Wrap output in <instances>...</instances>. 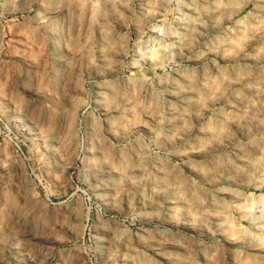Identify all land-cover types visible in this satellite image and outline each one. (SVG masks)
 Listing matches in <instances>:
<instances>
[{
    "label": "rangeland",
    "instance_id": "1",
    "mask_svg": "<svg viewBox=\"0 0 264 264\" xmlns=\"http://www.w3.org/2000/svg\"><path fill=\"white\" fill-rule=\"evenodd\" d=\"M0 264H264V0H0Z\"/></svg>",
    "mask_w": 264,
    "mask_h": 264
}]
</instances>
